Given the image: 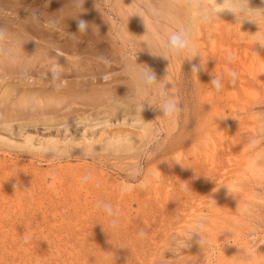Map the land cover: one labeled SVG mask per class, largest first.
<instances>
[{
	"label": "rangeland",
	"instance_id": "374dc122",
	"mask_svg": "<svg viewBox=\"0 0 264 264\" xmlns=\"http://www.w3.org/2000/svg\"><path fill=\"white\" fill-rule=\"evenodd\" d=\"M119 1L0 0V264H264V0Z\"/></svg>",
	"mask_w": 264,
	"mask_h": 264
},
{
	"label": "bare ground",
	"instance_id": "6f19581e",
	"mask_svg": "<svg viewBox=\"0 0 264 264\" xmlns=\"http://www.w3.org/2000/svg\"><path fill=\"white\" fill-rule=\"evenodd\" d=\"M119 1V0H118ZM149 1V0H148ZM167 1H169V2H171V3H173V4H175V5H177V7L179 8L178 10H180V7L183 9V14L184 15H182L183 16V26H182V28H181V30H183V31H185V33H192V31H193V29L195 28V26L197 25V21L200 19V18H204L205 16H207L208 14H210V12H212V13H214V12H217L218 13V15L219 14H221V15H224V14H227L228 12H230L229 10L231 9V10H233V8H234V6L232 5V3L229 1V0H205V1H207V2H209V3H211V6H209L208 4V7H206L207 8V11H205L203 14H202V16H199V6L197 5V3H196V0H192V1H190V0H167ZM106 2V1H105ZM120 2V1H119ZM118 2V3H119ZM198 2V1H197ZM120 3H123V2H120ZM144 3V2H143ZM154 3V2H153ZM160 3V2H159ZM206 3V2H205ZM147 4H148V2H147ZM152 4V3H151ZM166 4H168V3H166ZM166 4H164V5H166ZM87 5V4H86ZM85 5V6H86ZM101 5V4H100ZM116 5V4H115ZM145 4H143V6H144ZM255 5V4H254ZM119 6V5H118ZM125 6H127V5H125ZM131 6H132V4H131ZM151 6V5H150ZM161 6H162V4H161ZM167 6V5H166ZM130 7V6H129ZM168 9L171 11V9H170V7L171 6H169L168 5ZM237 7V6H236ZM244 7H246V6H244ZM125 8H127V7H125ZM155 8V7H154ZM162 8H164V7H162ZM83 9V8H82ZM102 9V8H101ZM139 9V8H138ZM142 8H140L139 10H141ZM146 9H148V8H146ZM145 9V10H146ZM158 9V8H157ZM174 9V8H173ZM177 9V8H176ZM91 10V9H90ZM154 10V9H153ZM168 10V11H169ZM177 10V11H178ZM251 10V9H250ZM110 11L112 12V13H116V15H118V11H116V9H114V8H110ZM120 11V10H119ZM133 11H134V7H133ZM142 11V10H141ZM148 11H149V9H148ZM165 11H167V10H165ZM169 11V14H171V12ZM122 12V11H121ZM156 12V11H155ZM248 12V11H247ZM97 13V12H96ZM140 13V12H139ZM139 13H137L138 15H139ZM142 13H143V11H142ZM168 13V12H167ZM174 13V11L172 12V14ZM135 14V13H134ZM149 15L146 11H144V15ZM158 14V13H157ZM160 14V13H159ZM158 14V15H159ZM176 14V13H175ZM87 15V14H86ZM97 15H99V14H97ZM129 15V14H128ZM141 15V14H140ZM139 15V16H140ZM151 15H155V13H151ZM161 15V14H160ZM159 15V16H160ZM174 15V14H173ZM217 15V14H216ZM90 16V15H89ZM92 16V15H91ZM100 16V15H99ZM102 16V15H101ZM100 16V17H101ZM114 16V15H113ZM119 16V15H118ZM122 16H124V15H122ZM164 15H162V18H164L165 20H166V18L168 17V16H170V15H166L167 17H163ZM177 16H178V14H177ZM176 16V17H177ZM211 16V15H210ZM226 16V15H225ZM258 16V15H257ZM97 17V16H96ZM103 17H105L104 15H103ZM151 17V16H150ZM155 17V16H154ZM157 17V16H156ZM98 18V17H97ZM111 17H109V19H110ZM131 18V17H130ZM133 18V17H132ZM161 18V17H160ZM159 17H158V19H160ZM169 18V17H168ZM167 18V20L166 21H168L169 19ZM171 18V17H170ZM178 18V17H177ZM213 18V17H212ZM215 18V17H214ZM92 19V18H91ZM93 19L95 20L96 18H94L93 17ZM107 19V18H106ZM157 19V18H156ZM163 19V20H164ZM252 19V18H251ZM111 20H112V18H111ZM110 20V21H111ZM122 20V19H121ZM132 20H134V19H132ZM143 20V19H142ZM148 20V19H147ZM171 20V19H170ZM169 20V21H170ZM173 20V19H172ZM180 20H181V18H180ZM250 20V19H249ZM108 21V20H107ZM126 21V20H125ZM135 21V20H134ZM202 21V20H201ZM205 21V20H204ZM96 22V21H95ZM105 22V21H104ZM136 22V21H135ZM144 22V21H143ZM173 22V21H172ZM178 22V21H177ZM230 23V22H229ZM232 23V22H231ZM237 23V22H236ZM143 24H145V23H143ZM151 24V23H150ZM235 24V23H234ZM126 25V24H125ZM174 25L176 26L177 24L174 22ZM173 25V26H174ZM229 25V24H228ZM233 25V24H232ZM240 25V24H239ZM238 25V26H239ZM132 26V25H131ZM144 26V25H143ZM147 26H149V24L147 25L146 24V27ZM218 26V25H217ZM230 26V25H229ZM159 27V26H158ZM164 27V26H163ZM104 28V27H103ZM102 28V29H103ZM105 28H106V26H105ZM137 28V27H136ZM145 28V27H144ZM148 29H149V27H147ZM151 28V27H150ZM160 28V27H159ZM107 29V28H106ZM127 29V28H126ZM131 29V28H130ZM132 29H133V27H132ZM139 29V27L137 28V30ZM170 29V28H169ZM168 29V30H169ZM174 29V28H173ZM210 29V28H209ZM98 29H96V31H97ZM159 30H161V29H159ZM163 30H164V28H163ZM177 30H178V28H177ZM134 31V30H133ZM147 31V30H146ZM222 31V30H221ZM130 32V31H129ZM154 32V31H153ZM165 32V31H164ZM169 32H171V31H169ZM243 32V31H242ZM144 33V32H143ZM142 33V34H143ZM152 33V32H151ZM263 33V32H262ZM132 34V33H131ZM141 34V33H140ZM145 34V33H144ZM148 34V33H147ZM155 34H157L156 32H155ZM181 34V33H180ZM240 34V33H239ZM133 35H135V34H133ZM154 35V34H153ZM179 35V34H178ZM138 36H140V35H138ZM187 36V35H186ZM141 37V36H140ZM170 37V36H169ZM176 37H178V36H176ZM183 37H185V36H183ZM139 38V37H138ZM139 39H141V38H139ZM145 40H146V38H144ZM153 39V38H152ZM159 39V38H158ZM164 39V38H163ZM246 39V38H245ZM75 40V39H74ZM173 40V39H172ZM202 40V39H201ZM139 41V40H138ZM137 41V42H138ZM144 41V40H143ZM154 41V40H153ZM159 41V40H158ZM186 41V40H185ZM146 42V41H145ZM171 42V41H170ZM183 42H184V40H183ZM199 42V41H198ZM210 42H212V41H210ZM150 43V42H149ZM159 43V42H158ZM162 43V42H161ZM165 43V42H164ZM178 43V42H177ZM218 43V42H217ZM142 44V43H141ZM140 44V45H141ZM146 44V43H145ZM147 45V44H146ZM149 45V44H148ZM147 45V46H148ZM198 45H201L200 43L198 44ZM204 45V44H203ZM224 45V44H223ZM146 46V47H147ZM184 46V45H183ZM137 47V46H136ZM140 47H143V46H140ZM182 47V46H181ZM180 47V48H181ZM185 47V46H184ZM184 47H183V49H184ZM211 47V46H210ZM149 48V47H148ZM165 48V47H164ZM177 48V47H176ZM176 48H172V50L173 49H176ZM228 48V47H227ZM145 49V48H144ZM152 49V48H151ZM170 49V48H169ZM182 49V50H183ZM190 49V48H189ZM146 50H147V48H146ZM149 50V49H148ZM166 50V49H165ZM202 50V49H201ZM140 51V50H139ZM152 51V50H151ZM171 51V50H170ZM176 51H178V50H176ZM203 51V50H202ZM119 52V51H118ZM144 52V51H143ZM204 52H206V51H204ZM30 53V52H29ZM119 53H121V51L119 52ZM150 53V52H149ZM183 53V52H182ZM206 54V53H205ZM200 55H204V53L202 52ZM189 56V55H188ZM254 56V55H253ZM120 57V56H119ZM175 57V56H174ZM142 58V57H141ZM253 58V57H252ZM79 59V58H78ZM203 59V58H202ZM239 59V58H238ZM261 59V58H260ZM129 60V59H128ZM187 61V60H186ZM249 61H251V58L249 57ZM254 61V60H253ZM160 62V61H159ZM204 62V61H203ZM129 63V62H128ZM201 63V62H200ZM251 63V62H250ZM134 64V63H133ZM206 64V63H205ZM258 66H259V68H260V71H261V74L263 75V79H264V60H260V61H258ZM132 65V64H131ZM253 65V64H252ZM251 64H250V66H252ZM18 66V65H17ZM100 66V65H99ZM133 66H135V65H133ZM246 66H248V65H246ZM105 67V66H104ZM33 68V67H32ZM81 68V67H80ZM126 68V67H125ZM128 68H129V66H128ZM135 69V68H134ZM209 69H210V67H209ZM247 69H248V67H247ZM256 69V68H255ZM131 69L129 68V71H130ZM139 70V69H138ZM207 70H208V68H207ZM257 70V69H256ZM137 72V71H136ZM250 72V71H249ZM260 73V72H259ZM33 75V74H32ZM108 75V74H107ZM135 75V74H134ZM249 75H251V74H249ZM92 78V77H91ZM144 78V77H143ZM256 79V78H255ZM259 78L257 77V80L256 81H258V82H260L259 80H258ZM262 79V78H261ZM4 80V79H3ZM111 83V82H110ZM137 84V83H136ZM208 85V84H207ZM46 87V86H45ZM54 89V88H53ZM17 90V89H16ZM99 90V89H98ZM125 90V89H124ZM125 92V91H124ZM211 92V91H210ZM247 92V91H246ZM211 94V93H210ZM4 95V94H3ZM207 95V94H206ZM256 95V94H255ZM65 96V95H64ZM209 96V95H208ZM212 96V95H211ZM8 97V96H7ZM20 97V96H19ZM23 97V96H22ZM141 97V96H140ZM210 97V96H209ZM126 98V97H125ZM27 99V98H26ZM137 99V98H136ZM140 101V100H139ZM263 103H261V105L263 104L264 105V98H263V100H261ZM246 102V101H245ZM42 103V102H41ZM104 104V103H103ZM228 104V103H227ZM258 104V103H257ZM211 105H212V103H211ZM28 106V105H27ZM97 106V105H96ZM100 106V105H99ZM199 106V105H198ZM263 106H261V111H253L254 109H250L249 110V113H251V111H252V116L254 115V116H256V118H258V121L259 122H262V124H261V127H263L264 126V116H263V118H261V115H264V108H262ZM108 108H109V110L111 111L110 113H114V114H116V113H118V112H120L121 111V108H120V105L118 104V103H112V104H109L108 105ZM245 108V107H244ZM4 109V108H3ZM215 109V108H214ZM219 109V108H218ZM211 110V109H210ZM220 110V109H219ZM248 110V109H247ZM144 111V110H143ZM143 111H140L138 108L136 109V115H137V121L139 122V123H142L143 125H146L147 123H148V117H147V113L145 114V112H143ZM221 111V110H220ZM228 111V110H227ZM214 112H216V111H214ZM256 112V113H255ZM194 113V112H193ZM213 113V112H212ZM209 114H210V112H209ZM225 114V113H224ZM207 115V114H206ZM218 115V114H217ZM228 115V114H227ZM65 116V115H64ZM219 116V115H218ZM217 116V117H218ZM223 116V115H222ZM31 117V116H30ZM37 117V116H36ZM39 117V116H38ZM107 117V116H106ZM208 117V116H207ZM247 117H248V115H247ZM251 117V116H250ZM241 118V117H240ZM221 119V118H220ZM22 120V119H21ZM92 120V119H91ZM206 120H208L207 118H206ZM209 120H210V118H209ZM16 121V120H15ZM20 121V120H19ZM11 122V121H10ZM77 123V122H76ZM78 124V123H77ZM64 125V124H63ZM138 125V124H137ZM202 126V125H201ZM206 126V125H205ZM204 126V127H205ZM245 126V125H244ZM260 126V125H259ZM228 128V127H227ZM140 129V128H139ZM60 130V129H59ZM245 130V129H244ZM217 131V130H216ZM212 132V131H211ZM130 133V132H129ZM235 133V132H234ZM262 133H264V132H262ZM208 134V133H207ZM257 134H258V132H257ZM119 135V134H118ZM209 135H211L210 133H209ZM264 135V134H263ZM127 136V135H126ZM208 136V135H207ZM38 137V136H37ZM125 137V136H124ZM206 137V136H205ZM232 137V136H231ZM116 138V137H115ZM121 138V137H120ZM224 138V137H223ZM234 138V137H233ZM239 138V137H238ZM261 138H262V136H261ZM263 139H264V137H263ZM110 140V139H109ZM123 140V139H122ZM201 139H199V141H200ZM205 140V139H204ZM207 140V139H206ZM260 140V139H259ZM0 142L1 143H4L5 141H4V139H0ZM131 142V140H128V145L127 146H125L124 148H121V149H123V150H128L130 147H131V144L129 145V143ZM253 142V141H252ZM261 142V141H260ZM206 143V142H205ZM256 143V142H255ZM234 144V143H233ZM240 144V143H239ZM256 144H258V143H256ZM262 144V143H261ZM264 144V143H263ZM242 145V144H241ZM24 146L25 147H33V148H38V149H40V150H42V152H44V151H48V150H51V149H54V146L52 145V143L51 142H47L46 144H44V145H41V146H35L33 143H32V141L31 140H26V142L24 143ZM243 147V146H242ZM118 149H119V147H118ZM107 150V148L106 147H103L102 148V151H106ZM211 150V149H210ZM255 151V150H254ZM26 152V151H25ZM93 152V151H92ZM181 152V151H180ZM260 152V151H259ZM66 153L68 154L69 153V151L68 150H66ZM200 153V152H199ZM254 153V152H253ZM70 154V153H69ZM249 154V153H248ZM91 155V154H90ZM263 155H264V147L262 148V152L261 153H259V154H250V155H247V156H244L245 158H244V160L241 162L240 161V164H239V171H238V173L236 172V174L238 175V176H242L243 178H245V179H250V178H256V177H259L263 172H264V164H261L262 163V161H263V159H262V157H263ZM125 156H126V154H125ZM51 157V156H50ZM117 157V156H116ZM200 157V156H199ZM70 158V157H69ZM212 158V157H211ZM227 158V157H226ZM208 161V160H207ZM172 165V164H171ZM176 166V165H175ZM189 166V165H188ZM182 168V167H181ZM184 171V170H183ZM177 172V171H176ZM224 172V171H223ZM230 173H232V172H230ZM233 173H235V171L233 172ZM191 174V173H190ZM220 174V173H219ZM174 175V174H173ZM180 175V174H179ZM187 175H189V174H187ZM210 175V174H209ZM217 175V174H216ZM222 175V174H221ZM197 176V175H196ZM213 176V175H212ZM188 177V176H187ZM201 177V176H200ZM207 177H208V175H207ZM222 177V176H221ZM45 178V177H44ZM198 178V177H197ZM242 178V180H244ZM180 179V178H179ZM233 179H235V178H233ZM237 179H238V177H237ZM240 179V178H239ZM212 180V179H211ZM225 181V180H224ZM229 181V180H228ZM233 181V180H232ZM235 181V180H234ZM153 182V181H152ZM210 182V181H209ZM225 182H227V181H225ZM229 182H231V180L229 181ZM169 184V183H168ZM184 184V183H183ZM182 184V185H183ZM206 184V183H205ZM210 184V183H209ZM228 184V183H227ZM156 185V184H155ZM231 185V184H230ZM237 185V184H236ZM220 186H221V184H220ZM222 186H224L223 185V183H222ZM229 186V185H228ZM235 188L234 189H236V186H234ZM183 188V187H182ZM220 188V187H219ZM223 188V187H222ZM226 188V186H224V189ZM227 188H229V187H227ZM226 188V189H227ZM230 188H231V186H230ZM229 188V189H230ZM165 189H167V188H165ZM232 189V188H231ZM246 190V189H245ZM223 191V190H222ZM234 191V190H233ZM242 191V190H241ZM250 191V190H249ZM163 192H165V191H163ZM120 193V192H119ZM230 193V192H229ZM232 193V192H231ZM166 194H168L167 192H166ZM225 195H230V194H226V193H224ZM223 193H222V195H220V193H218L217 194V196L219 195L220 197L221 196H224L225 197V195H224ZM237 194V193H236ZM262 194V193H261ZM120 195V194H119ZM179 195V194H178ZM200 195V194H199ZM166 196V195H165ZM195 196V195H194ZM216 196V197H217ZM218 196V197H219ZM226 196V197H227ZM175 197V196H174ZM201 197V196H200ZM261 197V196H260ZM229 198V197H228ZM227 198V199H228ZM160 199V198H159ZM218 200H219V203L220 202H223V201H221L219 198H217ZM235 199H236V197H235ZM204 200V199H203ZM216 200V199H215ZM223 200V199H222ZM216 202V201H215ZM248 202V201H247ZM213 204H215L214 202H212ZM153 204V203H152ZM155 204V203H154ZM186 204V203H185ZM200 204V203H199ZM198 204V205H199ZM209 204V203H208ZM212 204V205H213ZM247 204V203H246ZM256 205V204H255ZM260 205V204H259ZM163 206V205H162ZM261 206V205H260ZM262 208V207H261ZM200 209V208H199ZM227 209V208H226ZM212 210V209H211ZM224 211H226V210H224ZM248 212V211H247ZM211 213V212H210ZM217 213H219V211L217 212ZM221 213V212H220ZM230 215V214H229ZM244 215V214H243ZM175 216V215H174ZM201 216H203V215H201ZM220 216V215H219ZM241 216V215H240ZM239 216V217H240ZM204 217V216H203ZM202 217V218H203ZM210 218V217H209ZM196 219V218H195ZM198 219V218H197ZM145 220V219H144ZM199 220V219H198ZM191 221V220H190ZM222 221V220H221ZM188 222V221H187ZM195 222V221H194ZM147 224V223H146ZM182 224V223H181ZM219 224V223H218ZM179 225V224H178ZM211 225H212V223H211ZM237 225V224H236ZM185 226V225H184ZM183 226V227H184ZM182 227V226H181ZM190 227H192V226H190ZM194 227V226H193ZM189 228V227H188ZM195 228V227H194ZM207 228V227H206ZM214 228V227H213ZM177 229V228H176ZM151 230V229H150ZM192 230V229H191ZM205 230V229H204ZM234 230V229H233ZM182 232L184 233V231L182 230ZM187 232H189V231H187ZM191 232V231H190ZM236 232V231H235ZM234 232V233H235ZM211 233V232H210ZM225 233V232H224ZM232 234H233V232H232ZM165 235V234H164ZM181 235V234H180ZM187 236V235H186ZM197 236V235H196ZM233 237H234V235H233ZM178 238V237H177ZM237 238V237H236ZM194 239V238H193ZM178 240V239H177ZM201 240V239H200ZM153 241H155V240H153ZM161 241V240H160ZM182 241V240H181ZM221 241H222V239H221ZM220 241V242H221ZM246 241V240H245ZM244 241V242H245ZM17 244H18V242H16ZM47 243V242H46ZM167 243H168V240H167ZM166 243V244H167ZM187 243V242H186ZM236 243V242H235ZM249 243V242H248ZM263 243V242H262ZM30 244V243H29ZM50 244V243H49ZM54 244V243H53ZM52 244V245H53ZM166 244H164V246L166 245ZM181 244H183V243H181ZM219 244V243H218ZM239 244H241V243H239ZM27 245H28V243H27ZM196 245V244H195ZM207 245V244H206ZM223 245V244H222ZM232 245V244H231ZM237 245V244H236ZM10 246V245H9ZM26 246V245H25ZM49 246V245H48ZM168 246V245H167ZM181 246V245H180ZM204 246V245H203ZM227 246V245H226ZM254 246V245H253ZM253 246H252V248H253ZM264 246V245H263ZM19 247V246H18ZM189 247V246H188ZM235 247V246H234ZM233 247V248H234ZM237 247V246H236ZM41 248V247H40ZM51 248V247H50ZM185 248V247H184ZM223 248V247H222ZM230 248V247H229ZM231 248H232V246H231ZM232 248V249H233ZM24 249H25V247H24ZM27 249H28V247H27ZM212 249V248H211ZM219 249V248H218ZM226 249V248H225ZM224 249V251L225 252H227V250H228V248H227V250H225ZM235 249L236 248H234V251H235ZM260 249H261V247H260ZM18 250H20V249H18ZM51 250V249H50ZM59 250V249H58ZM61 250V249H60ZM197 250V249H196ZM215 250V249H214ZM230 250V249H229ZM247 250V249H246ZM250 250V249H249ZM258 250V249H257ZM11 251V250H10ZM26 251V250H25ZM155 251V250H154ZM201 251V250H200ZM263 251V250H262ZM2 252V251H1ZM45 252V251H44ZM243 252V251H242ZM245 252V251H244ZM7 253V252H6ZM25 253V252H24ZM219 253H220V251H219ZM254 253V252H253ZM22 254V253H21ZM194 254V253H193ZM222 254H224L223 252H221V254L220 255H222ZM230 254V253H229ZM234 254V253H233ZM252 254V253H251ZM260 254V253H259ZM158 255V254H157ZM196 255V254H195ZM225 255V254H224ZM239 255V254H238ZM46 256V255H45ZM150 256V255H149ZM230 256V255H229ZM249 256V255H248ZM62 257V256H61ZM154 257V256H153ZM221 257H223V256H221ZM144 258V257H143ZM189 258V257H188ZM224 258H225V256H224ZM230 258H232V257H230ZM229 258V259H230ZM264 258V257H263ZM3 259V258H2ZM15 259V258H14ZM25 259V258H24ZM215 259V258H214ZM227 259H228V256H227ZM235 259V258H234ZM250 259V258H249ZM11 260V259H10ZM20 260V259H19ZM156 260V259H155ZM177 260V259H176ZM186 260V259H185ZM205 260V259H204ZM223 260V259H222ZM256 260V259H255ZM0 261H2V260H0ZM206 261V260H205ZM14 262V261H13ZM156 262V261H155ZM185 262V261H184ZM19 263V262H18ZM227 263V262H226ZM246 263V262H245ZM5 264V263H4ZM168 264H170V263H168ZM185 264V263H184ZM189 264V263H188ZM258 264V263H257Z\"/></svg>",
	"mask_w": 264,
	"mask_h": 264
},
{
	"label": "clouds",
	"instance_id": "9594fccd",
	"mask_svg": "<svg viewBox=\"0 0 264 264\" xmlns=\"http://www.w3.org/2000/svg\"><path fill=\"white\" fill-rule=\"evenodd\" d=\"M245 11H247V10L245 9ZM249 22H254L255 23V21H249ZM78 26H79V24H78ZM169 107H170V105H169Z\"/></svg>",
	"mask_w": 264,
	"mask_h": 264
}]
</instances>
